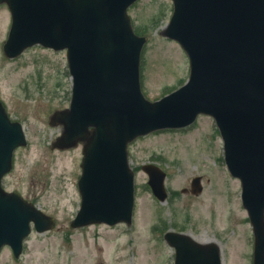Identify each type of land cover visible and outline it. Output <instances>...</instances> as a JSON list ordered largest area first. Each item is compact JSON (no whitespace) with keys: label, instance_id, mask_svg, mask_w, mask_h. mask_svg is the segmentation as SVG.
Masks as SVG:
<instances>
[{"label":"water","instance_id":"water-1","mask_svg":"<svg viewBox=\"0 0 264 264\" xmlns=\"http://www.w3.org/2000/svg\"><path fill=\"white\" fill-rule=\"evenodd\" d=\"M137 0H0L12 24L3 46L13 58L36 44L66 50L73 79L68 109L50 125H62L52 148L81 143L80 210L72 228L94 223L131 224L134 174L127 145L138 136L191 124L199 114L214 118L224 142L225 162L242 187V204L254 233L253 264H264V0H172L164 35L188 55L190 77L177 91L150 102L140 88V53L145 37L133 33L127 8ZM26 145L18 122L0 102V185L12 168L13 151ZM155 196L165 199V174L145 165ZM201 192L200 178L191 183ZM54 220L18 192L0 186V248L15 257L30 232ZM174 264H221L216 244L168 232Z\"/></svg>","mask_w":264,"mask_h":264},{"label":"rangeland","instance_id":"rangeland-1","mask_svg":"<svg viewBox=\"0 0 264 264\" xmlns=\"http://www.w3.org/2000/svg\"><path fill=\"white\" fill-rule=\"evenodd\" d=\"M128 14L136 32L148 38L141 55L143 94L150 101L159 100L182 86L189 75L185 53L163 34L172 1L139 0ZM9 24L10 13L3 4L0 100L10 118L22 125L27 146L16 150L3 186L20 192L52 217L55 226L41 234L32 231L18 259L4 247L0 264H173L174 251L164 240L168 231L215 243L222 264H252L254 235L242 206L240 181L226 167L223 141L208 116H199L189 127L156 131L129 144V166L135 173L130 225L72 228L80 207L81 145L52 149L63 128L49 124L54 112L69 107L72 81L66 53L36 45L6 58L2 48ZM148 163L166 173L163 202L152 194L141 169ZM195 177L202 186L196 195L190 191Z\"/></svg>","mask_w":264,"mask_h":264},{"label":"bare ground","instance_id":"bare-ground-1","mask_svg":"<svg viewBox=\"0 0 264 264\" xmlns=\"http://www.w3.org/2000/svg\"><path fill=\"white\" fill-rule=\"evenodd\" d=\"M199 204H202V202H200Z\"/></svg>","mask_w":264,"mask_h":264}]
</instances>
